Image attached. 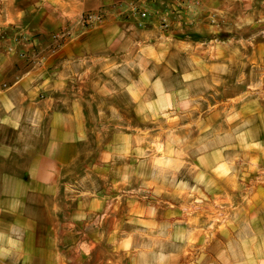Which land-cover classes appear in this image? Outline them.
Instances as JSON below:
<instances>
[{
  "label": "crops",
  "instance_id": "1",
  "mask_svg": "<svg viewBox=\"0 0 264 264\" xmlns=\"http://www.w3.org/2000/svg\"><path fill=\"white\" fill-rule=\"evenodd\" d=\"M87 13L103 21L84 26ZM65 29L71 37L56 40ZM232 68H252L236 82L262 89L264 0H0V264H85L63 235L72 223L64 171L81 159L97 97L125 93L148 115L150 102L182 101L166 69L180 83L213 85L229 84ZM263 184L224 193L206 211L210 235L184 241L199 245L195 255L167 261L163 237H148L158 246L129 253V264H264ZM108 263L118 261L97 253Z\"/></svg>",
  "mask_w": 264,
  "mask_h": 264
},
{
  "label": "rangeland",
  "instance_id": "2",
  "mask_svg": "<svg viewBox=\"0 0 264 264\" xmlns=\"http://www.w3.org/2000/svg\"><path fill=\"white\" fill-rule=\"evenodd\" d=\"M238 74L255 72L232 68L229 84L207 85L180 83L166 69L169 93L182 86V101L178 94L159 106L150 102L143 116L125 93L97 97L81 159L64 171L72 223L62 232L72 250L86 253L85 264H97V253L129 264V253L158 246L141 239L159 236L167 261L181 251L195 255L199 245L184 241L210 235L206 211L220 209L224 193L264 183V84H239ZM104 236L114 240H98Z\"/></svg>",
  "mask_w": 264,
  "mask_h": 264
},
{
  "label": "built area",
  "instance_id": "3",
  "mask_svg": "<svg viewBox=\"0 0 264 264\" xmlns=\"http://www.w3.org/2000/svg\"><path fill=\"white\" fill-rule=\"evenodd\" d=\"M141 16L142 17L148 16L147 10L146 11H142L141 12ZM102 21H103V15L101 13H87V14L83 15V17L81 18V23L84 26H91V25H94V24H98V23H100ZM71 35H72L71 34V29H65V30L57 33L55 35V39L60 41V40H64V39L70 38Z\"/></svg>",
  "mask_w": 264,
  "mask_h": 264
}]
</instances>
